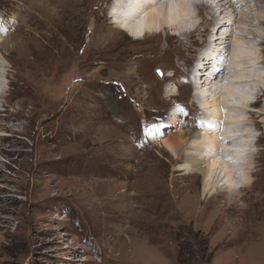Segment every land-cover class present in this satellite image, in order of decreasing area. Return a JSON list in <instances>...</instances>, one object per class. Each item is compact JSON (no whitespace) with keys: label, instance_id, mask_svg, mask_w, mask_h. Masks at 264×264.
<instances>
[{"label":"rangeland","instance_id":"1","mask_svg":"<svg viewBox=\"0 0 264 264\" xmlns=\"http://www.w3.org/2000/svg\"><path fill=\"white\" fill-rule=\"evenodd\" d=\"M119 1L0 0V264H177L188 228L206 238L209 264H264V220L245 212L264 179V139L252 148L253 185L234 201L222 190L207 198L202 173L184 171L186 155L200 154L193 137L206 132L188 81L196 56L178 53L172 33L123 38L111 14ZM244 1L230 0L237 23L226 33L242 39L246 25L264 36L252 22L264 19V0ZM227 49L240 51L232 39ZM233 67L234 76L244 68ZM245 91L254 102L259 91ZM254 123L228 134L253 142Z\"/></svg>","mask_w":264,"mask_h":264},{"label":"bare ground","instance_id":"2","mask_svg":"<svg viewBox=\"0 0 264 264\" xmlns=\"http://www.w3.org/2000/svg\"><path fill=\"white\" fill-rule=\"evenodd\" d=\"M129 1L127 2V0H121L117 2L118 5H116L114 2V8H111V14H113V18H115L114 23L120 25L121 29L117 28V30L118 32L122 31L121 36L123 38L129 37L135 41H142L146 38L158 39L157 37H160L161 39L167 41L172 39L168 36L170 33H172L171 35L179 40V44L183 45L182 47L177 46L174 48L178 51V53L180 52L182 56H196L195 59L190 60V62L194 60V65H192V70L188 76V81L192 86V89H196V91L191 94L193 99L192 102L196 105L200 97L203 99L202 102L199 100L201 103L199 102L200 104L199 106L196 105V108L200 114L199 118H202V122L204 123L203 127L206 129V132L193 137L195 142H192L193 145H191V149L195 148L200 154L186 155L184 171L196 170L202 173L203 194H208L207 198L215 197L217 193L222 190L228 196H230V200L234 201V197L237 196L241 189H247L250 187L249 185L252 182L251 179H253V173L250 171L249 165L254 163V160L256 159V157H254L256 153L253 154L252 148H254L255 145L257 146L259 139H264L263 119H256L257 115L264 116V75L263 73L259 72L260 70L258 71L260 74L255 68L252 70V65H255L254 67H256L259 64L258 68L261 65H264V36L258 35L255 33L252 27L249 28L246 27V25H241L238 27V30H245L244 32L246 35L243 36L242 39L241 37H237L239 34H235L236 36L233 35L232 31L234 27L231 29L232 31L226 33V31L229 29V23H231L228 20H231V17L233 19L232 13L235 12V9L233 8L234 6H230V0H211L213 3V8L209 7L211 4H208L207 2H199V4H195L193 2L194 0ZM260 1L259 3H261ZM129 3L131 4L129 5ZM262 5L264 6V3ZM235 6L237 7L236 4ZM193 7L196 10L195 13L197 16L195 13L190 11ZM244 7L245 6H243V8ZM209 9H214V12H208ZM205 12H207L206 16H204ZM259 14H261V12ZM241 17L243 16L240 15V20ZM245 20H247V17H245ZM258 20L259 19L255 18V20L252 22L254 24L256 22L254 26L262 31L264 29V19ZM235 23H237V21H235ZM197 33L200 34L197 35ZM195 36L199 37L200 39H193ZM202 38H205L206 42H203L201 40ZM229 39H232L235 43H237L240 50L239 52L236 51L235 55L232 54L233 57L228 55L230 54L229 51V53L224 52L228 50L227 45ZM249 39L250 41L254 42V45L247 41L248 44L251 45V53L247 54L244 51V46L247 44L245 41ZM205 43L207 44L203 48L204 51L199 50L200 48L197 47L195 49L194 47L200 44L203 46ZM232 45L237 46L234 43ZM259 47L262 48L258 50ZM231 49L233 50L232 47ZM208 50H210V52H208ZM238 54L242 55V57H244L246 54L247 55L242 58L241 56H238ZM237 56L238 58L241 57L239 61H237L238 58L235 59ZM190 62H187V64ZM246 64L248 65L246 66ZM249 65L251 66L248 67ZM231 66L244 68L242 71L237 72L234 76V72L229 70ZM237 68L234 70H237ZM249 68L251 69L249 70ZM171 69L173 70V68ZM255 70L256 73H254ZM230 73H233L232 77L231 75H227ZM225 76L226 78L219 79ZM255 88L259 92L255 94V101L250 102L249 98L244 95L245 90L249 89L248 96H250V92H253ZM175 93L173 95H175ZM224 95H226L224 98H231L234 103H226L225 100L221 98ZM230 100L229 102H231ZM234 105L235 107L233 108ZM256 105L260 106L261 111H250L252 106ZM211 108L212 111L206 113L208 114V117L204 116L205 112L208 111L207 109ZM221 110L222 113H228V115H221ZM235 112L236 116L234 115ZM237 112L241 114V119L237 117ZM244 113L246 118L249 120L245 121L244 119V122H242ZM248 121H250V123L255 122L253 127L255 129L258 128L261 131V134L259 137H257V140L253 141L254 143H249V141H247V139H249V134L245 133V131L243 133L241 132L242 134L239 136L235 135V137L228 134V131L233 126L238 127L240 125L245 129L247 127ZM151 129L157 131V134L161 130L158 127L153 126ZM233 132L235 134V130ZM250 137L252 136L250 135ZM202 140H204V143ZM175 143L177 142L171 141V143H165L166 147L172 153L175 152L173 148L176 145ZM234 144L237 147L236 150L233 148H226L227 146H232ZM221 145L226 147H221ZM207 149L210 151V153L201 155V153L203 154ZM227 154H229V158ZM219 156L225 161L223 164L220 163V158L217 159ZM226 156L227 158H225ZM218 160L220 162H218ZM235 162L237 164H235ZM240 162L241 164H239ZM204 164H206V166ZM258 186V190H256L257 196L253 200H247L248 203L245 207V212L254 211L252 216L253 219L256 220L259 218L264 220V179H262Z\"/></svg>","mask_w":264,"mask_h":264},{"label":"trees","instance_id":"3","mask_svg":"<svg viewBox=\"0 0 264 264\" xmlns=\"http://www.w3.org/2000/svg\"><path fill=\"white\" fill-rule=\"evenodd\" d=\"M177 264H209L212 253L201 233L191 228L184 229L177 236Z\"/></svg>","mask_w":264,"mask_h":264},{"label":"water","instance_id":"4","mask_svg":"<svg viewBox=\"0 0 264 264\" xmlns=\"http://www.w3.org/2000/svg\"><path fill=\"white\" fill-rule=\"evenodd\" d=\"M157 75H158V76H160V75H161V73L158 71V72H157Z\"/></svg>","mask_w":264,"mask_h":264},{"label":"clouds","instance_id":"5","mask_svg":"<svg viewBox=\"0 0 264 264\" xmlns=\"http://www.w3.org/2000/svg\"><path fill=\"white\" fill-rule=\"evenodd\" d=\"M193 9H194V7H193ZM252 102V101H251Z\"/></svg>","mask_w":264,"mask_h":264}]
</instances>
